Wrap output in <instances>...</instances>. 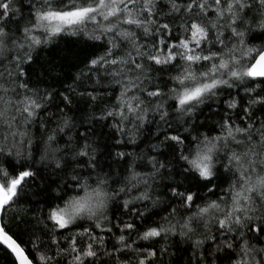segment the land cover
Here are the masks:
<instances>
[{"label": "snow or ice", "instance_id": "1", "mask_svg": "<svg viewBox=\"0 0 264 264\" xmlns=\"http://www.w3.org/2000/svg\"><path fill=\"white\" fill-rule=\"evenodd\" d=\"M0 254L264 264V0H0Z\"/></svg>", "mask_w": 264, "mask_h": 264}, {"label": "trees", "instance_id": "2", "mask_svg": "<svg viewBox=\"0 0 264 264\" xmlns=\"http://www.w3.org/2000/svg\"><path fill=\"white\" fill-rule=\"evenodd\" d=\"M62 47H64V45H61ZM55 55V54H53ZM53 59V56H50L48 55L47 53H42L41 54V58H40V61H39V64H46L47 61ZM37 75H40V72H39V65H37ZM50 81H48L47 78H44L43 80V83L44 84H47L49 83ZM59 86V85H57ZM108 147L109 148H116V147H119V146H115L114 143L109 140L108 141ZM143 147V145H142ZM128 150H132V147L131 146H128ZM138 150V149H137ZM0 264H8V258L6 256H3V254H0Z\"/></svg>", "mask_w": 264, "mask_h": 264}]
</instances>
